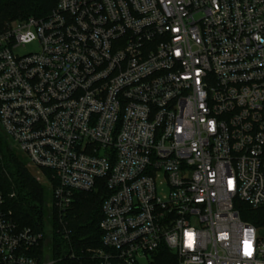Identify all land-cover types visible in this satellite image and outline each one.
<instances>
[{
	"label": "built area",
	"instance_id": "1",
	"mask_svg": "<svg viewBox=\"0 0 264 264\" xmlns=\"http://www.w3.org/2000/svg\"><path fill=\"white\" fill-rule=\"evenodd\" d=\"M0 129L59 223L103 186L95 264H264V0H56L0 21ZM13 195H11L12 197ZM0 191V264H52Z\"/></svg>",
	"mask_w": 264,
	"mask_h": 264
},
{
	"label": "trees",
	"instance_id": "2",
	"mask_svg": "<svg viewBox=\"0 0 264 264\" xmlns=\"http://www.w3.org/2000/svg\"><path fill=\"white\" fill-rule=\"evenodd\" d=\"M55 4L56 0H0V21L45 18ZM0 191L5 197L6 209L20 227L47 231L40 249V253L46 250V262L95 264L88 250L102 247L99 224L106 195L103 186L97 191L74 193L66 217L59 223L56 211L48 207L49 191L31 175L26 159L0 129ZM240 217L264 235V206L251 209L242 205ZM151 264H174V258L162 249Z\"/></svg>",
	"mask_w": 264,
	"mask_h": 264
},
{
	"label": "rangeland",
	"instance_id": "3",
	"mask_svg": "<svg viewBox=\"0 0 264 264\" xmlns=\"http://www.w3.org/2000/svg\"><path fill=\"white\" fill-rule=\"evenodd\" d=\"M28 170L30 171V173L34 174L35 173V169L32 166H27ZM31 174V175H32Z\"/></svg>",
	"mask_w": 264,
	"mask_h": 264
}]
</instances>
